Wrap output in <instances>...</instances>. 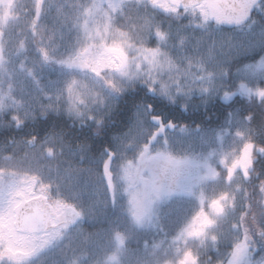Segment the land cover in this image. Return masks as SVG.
Wrapping results in <instances>:
<instances>
[{
	"label": "snow or ice",
	"instance_id": "obj_1",
	"mask_svg": "<svg viewBox=\"0 0 264 264\" xmlns=\"http://www.w3.org/2000/svg\"><path fill=\"white\" fill-rule=\"evenodd\" d=\"M0 264H264V0H0Z\"/></svg>",
	"mask_w": 264,
	"mask_h": 264
},
{
	"label": "trees",
	"instance_id": "obj_2",
	"mask_svg": "<svg viewBox=\"0 0 264 264\" xmlns=\"http://www.w3.org/2000/svg\"><path fill=\"white\" fill-rule=\"evenodd\" d=\"M128 115H130V112H127V113L125 114V118H127Z\"/></svg>",
	"mask_w": 264,
	"mask_h": 264
},
{
	"label": "flooded vegetation",
	"instance_id": "obj_3",
	"mask_svg": "<svg viewBox=\"0 0 264 264\" xmlns=\"http://www.w3.org/2000/svg\"><path fill=\"white\" fill-rule=\"evenodd\" d=\"M85 227L88 228V225H85ZM88 230L91 231V230H93V229L89 228Z\"/></svg>",
	"mask_w": 264,
	"mask_h": 264
}]
</instances>
